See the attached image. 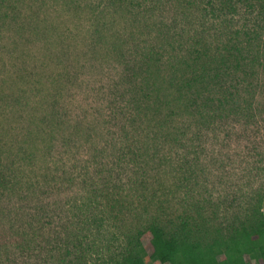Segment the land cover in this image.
Wrapping results in <instances>:
<instances>
[{"label": "rangeland", "instance_id": "rangeland-1", "mask_svg": "<svg viewBox=\"0 0 264 264\" xmlns=\"http://www.w3.org/2000/svg\"><path fill=\"white\" fill-rule=\"evenodd\" d=\"M214 3L0 0V264H79L63 255L67 243L51 244L52 256L47 243H4L3 234L16 229L40 236L48 204L59 233L69 220L83 219L78 208L87 199L95 198V207L107 201L102 194L111 180L121 186L109 201L119 215L94 235L82 264L118 254L126 234L153 218L172 227L180 217L197 216L196 227L211 235L220 219L242 217L255 205V190L264 193V111L224 120L216 133L190 142L179 130H189L181 125L188 115L167 89L170 66L189 44L199 42L215 55L235 31L253 39L264 33L260 3L230 0L224 10H218L221 0ZM147 53L164 65L151 62L143 72ZM261 84L254 94L260 111L264 79ZM135 89L149 97L128 116ZM162 124L173 127L167 132ZM127 146L138 156L126 168L116 161ZM239 154L245 162L237 163ZM77 231L75 223L67 229L69 236ZM85 231L79 233L83 248L93 237ZM150 253L147 246L146 263L156 264Z\"/></svg>", "mask_w": 264, "mask_h": 264}, {"label": "trees", "instance_id": "trees-1", "mask_svg": "<svg viewBox=\"0 0 264 264\" xmlns=\"http://www.w3.org/2000/svg\"><path fill=\"white\" fill-rule=\"evenodd\" d=\"M253 1L260 3L261 9H264V0H248L249 4ZM221 2L222 6H219L218 10H224L230 0H221ZM207 3L214 8V0H207ZM234 5L229 7L233 10ZM262 27L259 26L260 32L263 31ZM235 32V37L227 42L228 45H224L225 52L219 49L213 55L207 50H202L199 42H193L186 51L176 57L174 66H170L173 74L169 76L167 89L175 90L176 99L179 101L178 108L188 115L186 116L189 122H185L188 127L181 125L189 130H179L181 137L187 136L186 139L189 137L190 142L201 141V137L206 136L208 130L216 133L223 126L224 120L227 123L231 118L241 121L244 118L254 119L261 116L264 111H260L259 102V104L254 102L257 86H263L261 82L264 79V33L259 34L258 31L257 38L253 39L247 31ZM256 40L261 44L256 43ZM139 55L142 58V54ZM151 62L164 65L163 58L147 53L139 65L142 66L143 72L150 71ZM145 76L151 77L146 74ZM146 77L143 82H146L145 89L149 90L152 86L149 85V78ZM134 93L132 104L127 106L130 109L126 110L128 116L131 112L136 115L132 110L137 107L139 100L144 101L149 97V93L145 90L139 93L135 89ZM262 107L264 109V104ZM121 115L127 116L124 113ZM162 127L169 132L173 126L162 124ZM126 149L120 150L116 162L118 165L125 162L127 168L136 160L135 156L137 157L138 154L130 150L129 146ZM237 159H239L237 163L245 162L244 155L239 154ZM261 167L264 170L263 162ZM257 168H260L259 164L254 167ZM112 182L113 180L107 194H102V198L107 197V201H99L100 208L95 207V198L87 199L83 202V209L78 208L83 219L78 222L69 220L66 225L64 224L61 232H56L61 225L58 226L55 222L56 217L53 216L52 208L48 204L42 208L39 218V230L42 231L40 236L33 230L31 236L25 237V233L15 229L4 233L2 242L17 244L20 242L26 245L31 241L47 243V249L52 256L54 254L51 244L67 243L63 255H69L82 264L84 255L88 254L90 248L95 245L94 235L105 229L108 220L117 219L119 215L115 211L116 205L110 204L109 201L116 193V188L119 190L121 186L120 182ZM261 189L264 191V186ZM262 193L258 189L255 190V195L253 194L255 205L248 208L242 217L234 215L232 220L220 219L211 235H209L210 230L204 226V229L196 227L197 216L180 217L172 227L153 218L143 227L126 234L122 251L101 261L100 264H147L144 258L147 246L151 249L149 255L155 259L156 264H264V193ZM199 214L200 212L197 215ZM71 223L73 225L75 223L79 231L69 236L67 229ZM83 229L88 233L85 236H93L91 243L90 240L87 241L85 248L82 242L83 234L79 235ZM69 245L73 249H70ZM95 254L98 257V251ZM245 255L248 256V260L245 259ZM60 260L65 261L61 257Z\"/></svg>", "mask_w": 264, "mask_h": 264}]
</instances>
